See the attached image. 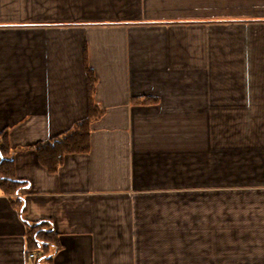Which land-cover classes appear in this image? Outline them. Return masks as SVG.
<instances>
[{
    "label": "crops",
    "instance_id": "obj_1",
    "mask_svg": "<svg viewBox=\"0 0 264 264\" xmlns=\"http://www.w3.org/2000/svg\"><path fill=\"white\" fill-rule=\"evenodd\" d=\"M4 139L0 264H264V0H0Z\"/></svg>",
    "mask_w": 264,
    "mask_h": 264
},
{
    "label": "trees",
    "instance_id": "obj_2",
    "mask_svg": "<svg viewBox=\"0 0 264 264\" xmlns=\"http://www.w3.org/2000/svg\"><path fill=\"white\" fill-rule=\"evenodd\" d=\"M96 76L88 69V87H89V116L86 120L77 123L74 128L65 134L59 135L45 143L39 144L36 149L40 162L46 166L49 171H56L58 166L62 163L64 156L67 153H84L89 150V124L92 118L95 117L96 106L91 100V93L96 83ZM98 115V113H97ZM0 154L3 157L0 162V185L16 193L19 189L20 183L15 179L13 174V161L9 157V147L4 139V143L0 146ZM43 224L35 227H30L28 233L34 245L39 249H44L47 244L54 243L58 247L57 240L54 233L50 230L42 229ZM47 250L44 251L46 254Z\"/></svg>",
    "mask_w": 264,
    "mask_h": 264
},
{
    "label": "rangeland",
    "instance_id": "obj_3",
    "mask_svg": "<svg viewBox=\"0 0 264 264\" xmlns=\"http://www.w3.org/2000/svg\"><path fill=\"white\" fill-rule=\"evenodd\" d=\"M221 156H222V154H221ZM185 188H188V187H184V189ZM189 197H190L189 191L183 190L182 200H181V201H183V204H186L185 202L189 201V199H190ZM187 221H189V218L186 217L183 221V223H184L183 230H184V228L187 227L185 229V231H187V232H184V237L187 236V234H185V233H188L190 231V229H189L190 225L188 224ZM188 235H189V233H188ZM185 243H186V245L184 244V249H182V256H181V262L182 263L181 264H190V262H192V260H194V256L196 258V255L192 254L190 247H189V244L186 241H185Z\"/></svg>",
    "mask_w": 264,
    "mask_h": 264
},
{
    "label": "built area",
    "instance_id": "obj_4",
    "mask_svg": "<svg viewBox=\"0 0 264 264\" xmlns=\"http://www.w3.org/2000/svg\"><path fill=\"white\" fill-rule=\"evenodd\" d=\"M29 258H37V255L34 253V252H31L29 255H28Z\"/></svg>",
    "mask_w": 264,
    "mask_h": 264
},
{
    "label": "water",
    "instance_id": "obj_5",
    "mask_svg": "<svg viewBox=\"0 0 264 264\" xmlns=\"http://www.w3.org/2000/svg\"><path fill=\"white\" fill-rule=\"evenodd\" d=\"M3 159V157H1V160Z\"/></svg>",
    "mask_w": 264,
    "mask_h": 264
}]
</instances>
